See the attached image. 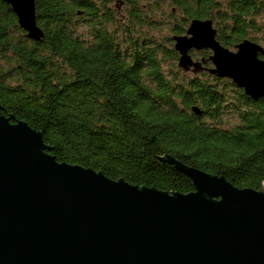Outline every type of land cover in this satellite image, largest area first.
Listing matches in <instances>:
<instances>
[{"label": "trees", "instance_id": "16d2710c", "mask_svg": "<svg viewBox=\"0 0 264 264\" xmlns=\"http://www.w3.org/2000/svg\"><path fill=\"white\" fill-rule=\"evenodd\" d=\"M34 1L38 41L0 0V114L40 132L57 162L188 194L194 184L173 159L264 192V98L207 69L183 71L171 39L198 18L226 47L264 45V0Z\"/></svg>", "mask_w": 264, "mask_h": 264}, {"label": "water", "instance_id": "95a60500", "mask_svg": "<svg viewBox=\"0 0 264 264\" xmlns=\"http://www.w3.org/2000/svg\"><path fill=\"white\" fill-rule=\"evenodd\" d=\"M3 1L27 38H43L34 0ZM171 39L183 71L207 69L264 96L261 44L245 38L229 49L212 20L198 18ZM204 48L209 56L194 60L190 50ZM46 150L40 132L0 114V264H264L263 191L172 159L194 190L170 194L59 163Z\"/></svg>", "mask_w": 264, "mask_h": 264}, {"label": "rangeland", "instance_id": "374dc122", "mask_svg": "<svg viewBox=\"0 0 264 264\" xmlns=\"http://www.w3.org/2000/svg\"><path fill=\"white\" fill-rule=\"evenodd\" d=\"M141 1H147V0H141ZM115 1L114 2H112V5L114 6L115 5ZM119 6V5H118ZM127 6H124L123 4H121L118 8V15L119 16H121V15H123L124 14V11H125V8H126ZM78 28H79V30H81V29H83L84 28V23L83 22H79L78 23ZM164 36H166V35H170V32H169V29L168 28H166V29H164L162 32H161ZM171 36V35H170ZM260 44H262L263 45V43H261L260 42ZM264 46V45H263ZM224 120L226 121V123L227 124H232V123H234V122H236L237 121V117L234 115V114H230V115H226L225 117H224Z\"/></svg>", "mask_w": 264, "mask_h": 264}, {"label": "flooded vegetation", "instance_id": "af4514ba", "mask_svg": "<svg viewBox=\"0 0 264 264\" xmlns=\"http://www.w3.org/2000/svg\"><path fill=\"white\" fill-rule=\"evenodd\" d=\"M219 41V40H218ZM220 42V41H219ZM221 43V42H220ZM223 45V44H222ZM224 46V45H223ZM263 46V45H262ZM226 47V46H225ZM264 47V46H263ZM227 48H229V47H227ZM204 49H208L209 51H210V53H211V50L209 49V48H204ZM229 49H232V50H235V46L234 47H230ZM201 50H203V49H201ZM201 50H195V49H191L190 50V54H191V56L193 57V59L194 60H198V59H201V58H204V57H201L202 55H199L198 56V52L199 51H201ZM258 57L260 58V59H263L264 58V56L262 55V54H258ZM206 65V64H205ZM212 66V64H211V62L210 63H207V65H206V67L207 68H210ZM187 72H190V73H193L192 71H187ZM198 73V72H197ZM220 78H226V79H229L231 82H233L232 81V79L231 78H229V77H220ZM234 83V82H233ZM235 84V83H234ZM236 85V84H235ZM237 86V85H236ZM239 88H242V87H239ZM243 89V88H242ZM243 92H244V89H243ZM245 93V92H244ZM251 100H255V101H259V100H261V99H263L264 98V96H261V97H258L257 99H253L251 96H249V95H247Z\"/></svg>", "mask_w": 264, "mask_h": 264}]
</instances>
